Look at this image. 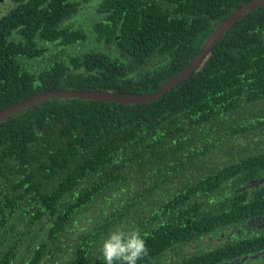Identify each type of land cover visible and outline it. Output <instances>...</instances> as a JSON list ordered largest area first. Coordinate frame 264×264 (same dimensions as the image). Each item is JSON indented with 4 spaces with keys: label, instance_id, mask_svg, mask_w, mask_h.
Here are the masks:
<instances>
[{
    "label": "trees",
    "instance_id": "trees-1",
    "mask_svg": "<svg viewBox=\"0 0 264 264\" xmlns=\"http://www.w3.org/2000/svg\"><path fill=\"white\" fill-rule=\"evenodd\" d=\"M250 1L7 0L0 110L53 89L152 93ZM259 138L264 6L153 103L50 98L0 121V264H105L108 234L133 228L137 264H250L248 236L222 233L248 213Z\"/></svg>",
    "mask_w": 264,
    "mask_h": 264
},
{
    "label": "water",
    "instance_id": "water-1",
    "mask_svg": "<svg viewBox=\"0 0 264 264\" xmlns=\"http://www.w3.org/2000/svg\"><path fill=\"white\" fill-rule=\"evenodd\" d=\"M4 0H0L3 2ZM264 6V0H252L236 10L234 13L224 19L218 27L210 34L209 38L204 42L201 49L192 59L191 63L178 74L166 81L156 91L146 94L134 93H118L112 91L101 90H80V89H53L41 91L34 94L23 101L10 104L0 110V121L6 117L29 108L38 102L50 99H87L96 101H106L120 104H145L153 103L162 98L168 91L181 85L185 80L197 72L202 64L209 56L216 44L222 39L225 32L236 24L239 20Z\"/></svg>",
    "mask_w": 264,
    "mask_h": 264
},
{
    "label": "flooded vegetation",
    "instance_id": "flooded-vegetation-1",
    "mask_svg": "<svg viewBox=\"0 0 264 264\" xmlns=\"http://www.w3.org/2000/svg\"><path fill=\"white\" fill-rule=\"evenodd\" d=\"M6 1L0 2V7ZM258 144H261L260 147L264 148L263 139L260 140L259 138L257 143L253 144L249 149V152L251 153L255 150ZM253 165L249 173L250 176H244L246 178L245 182H248L249 185V188L245 187V189L246 191H250L249 197L251 198L250 205L244 208L248 213L243 216L239 215L238 221L228 224L231 225V229L223 232L222 238L227 237L229 241L238 240L242 242L246 240L245 236H248V254L243 255L249 256L251 259H249L251 261L250 264H264V155L259 160H256V163ZM221 241L225 240L222 239Z\"/></svg>",
    "mask_w": 264,
    "mask_h": 264
},
{
    "label": "clouds",
    "instance_id": "clouds-1",
    "mask_svg": "<svg viewBox=\"0 0 264 264\" xmlns=\"http://www.w3.org/2000/svg\"><path fill=\"white\" fill-rule=\"evenodd\" d=\"M101 254L105 264H137L146 254L145 242L135 228L127 232L117 229L103 241Z\"/></svg>",
    "mask_w": 264,
    "mask_h": 264
},
{
    "label": "rangeland",
    "instance_id": "rangeland-1",
    "mask_svg": "<svg viewBox=\"0 0 264 264\" xmlns=\"http://www.w3.org/2000/svg\"><path fill=\"white\" fill-rule=\"evenodd\" d=\"M75 22H76V25H79V24H82L83 22H82V20L80 21V20H75Z\"/></svg>",
    "mask_w": 264,
    "mask_h": 264
}]
</instances>
